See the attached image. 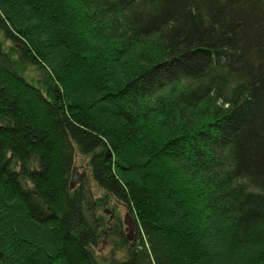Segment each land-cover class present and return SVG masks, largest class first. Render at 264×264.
I'll return each instance as SVG.
<instances>
[{
  "label": "trees",
  "instance_id": "trees-1",
  "mask_svg": "<svg viewBox=\"0 0 264 264\" xmlns=\"http://www.w3.org/2000/svg\"><path fill=\"white\" fill-rule=\"evenodd\" d=\"M0 264H264V0H0Z\"/></svg>",
  "mask_w": 264,
  "mask_h": 264
},
{
  "label": "rangeland",
  "instance_id": "rangeland-1",
  "mask_svg": "<svg viewBox=\"0 0 264 264\" xmlns=\"http://www.w3.org/2000/svg\"><path fill=\"white\" fill-rule=\"evenodd\" d=\"M74 168L77 169L78 173L81 175V179L83 177H88L89 176V169H88V166H87V159H83L81 158L80 156H76L75 157V160H74ZM91 182V181H90ZM92 187L94 186L93 183L91 184ZM127 208H125L123 206V204H121L120 202H116L114 200H110L109 203H107V205L105 206L104 209L100 210L99 211V215H101L103 217V220L105 223H107V221L110 219V216L111 215H114V219H115V216L116 217H119V219L121 220L122 224H123V221L125 219V215H126V212H127ZM130 216V214H129ZM133 221V220H132ZM135 224V223H134ZM136 227V225H135ZM105 228L103 229L102 231V236L100 237L99 239V247L97 248V253L99 255V257L101 259H107L109 258V254H110V250H111V243L110 242V235L107 233V238H105V232L104 231ZM124 232V235H128L130 234L129 231L126 229V226L123 225V231ZM135 237V235L137 236V228L134 229V231H132V233ZM118 257H121V255H117V258Z\"/></svg>",
  "mask_w": 264,
  "mask_h": 264
},
{
  "label": "water",
  "instance_id": "water-1",
  "mask_svg": "<svg viewBox=\"0 0 264 264\" xmlns=\"http://www.w3.org/2000/svg\"><path fill=\"white\" fill-rule=\"evenodd\" d=\"M81 182V175L78 173L76 168H72L69 180V189L74 190ZM124 225L131 229L132 227V218L129 216V213H126V217L124 219ZM127 239L131 241V236H127Z\"/></svg>",
  "mask_w": 264,
  "mask_h": 264
},
{
  "label": "flooded vegetation",
  "instance_id": "flooded-vegetation-1",
  "mask_svg": "<svg viewBox=\"0 0 264 264\" xmlns=\"http://www.w3.org/2000/svg\"><path fill=\"white\" fill-rule=\"evenodd\" d=\"M124 206V205H123ZM125 207V206H124ZM126 208V207H125ZM126 213H129V211L127 210V212ZM130 214V213H129ZM126 216V215H125ZM113 220H114V215H111L110 216V219L107 221V226H106V228H105V230L104 231H106L105 232V238H107L108 236H107V233L108 232H111L112 230H111V222H113ZM123 225H124V222H123ZM126 226V225H125ZM136 227H135V224H134V222L132 221V227H131V229H128V227L126 226V229L129 231V233L130 234H128V235H124V232H122L121 234L122 235H124V237H126V239H127V236H131V241H129L128 239V241L129 242H133L135 239H136V235H135V237H134V235L133 234H131L132 233V231H134V229H135Z\"/></svg>",
  "mask_w": 264,
  "mask_h": 264
}]
</instances>
